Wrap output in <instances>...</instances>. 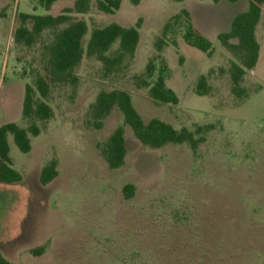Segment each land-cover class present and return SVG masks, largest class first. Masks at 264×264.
Returning <instances> with one entry per match:
<instances>
[{"label":"rangeland","instance_id":"rangeland-1","mask_svg":"<svg viewBox=\"0 0 264 264\" xmlns=\"http://www.w3.org/2000/svg\"><path fill=\"white\" fill-rule=\"evenodd\" d=\"M75 1L58 0L49 13L40 0L0 1V127H29L22 117L25 87L36 90V79L45 76L43 46L51 38L45 34L32 48L16 45L19 15L58 16ZM178 12L177 0L137 6L122 0L115 14H105L92 0L91 12L79 17L89 26L85 49L93 30L141 21L137 58L107 77L102 63L85 56L76 86L52 88L46 102L54 117L38 123L42 133L31 138V152L21 153L9 137L14 168L23 175L20 183L0 185V252L10 263L264 264V84L248 77L249 98H238L229 76L234 57L229 60L217 39L209 57L187 45L180 31L171 37L178 48L162 53L181 102L156 103L139 86L149 62L159 67L156 43ZM260 75L264 80V62ZM201 76L212 88L204 97L196 94ZM113 90L128 92L146 123L159 119L193 133L213 129L194 152L188 144L146 147L126 126L125 165L111 170L99 146L124 126L123 115L115 110L98 130L89 110L100 92ZM52 160L59 176L43 186L41 172ZM126 185L135 187L131 200L124 197Z\"/></svg>","mask_w":264,"mask_h":264},{"label":"trees","instance_id":"trees-1","mask_svg":"<svg viewBox=\"0 0 264 264\" xmlns=\"http://www.w3.org/2000/svg\"><path fill=\"white\" fill-rule=\"evenodd\" d=\"M57 1L40 0V4L46 12H49ZM130 1L136 6L141 2V0ZM220 1L213 0L214 3ZM227 1L236 3L238 0ZM121 3L122 0H97V8L105 14H115L120 9ZM263 6L264 0H249L248 11L234 19L231 32L219 36L222 47L235 60L231 62L229 74L233 83V93L239 98L246 94V91L241 88L246 72L253 70L258 63L260 46L255 34L262 16ZM91 10L92 0H76L72 8L65 9L58 16L25 13L19 15L20 26L14 33L16 45L32 48L41 42L45 34H49L51 40L43 46L45 76H39L36 79V90L30 85L25 87L22 117L29 122V127L24 129L15 123L4 124L0 127V185L17 184L23 181V175L14 168L9 137H13L15 145L21 153L29 154L31 152V138H37L42 133L38 123H47L54 117L53 109L46 102L52 88L59 85L76 86L78 78L75 76V71L85 56L102 63L107 77L119 72L128 61L135 60L140 43L141 21L131 28H124L116 23L104 28H97L92 31L85 49L84 43L89 26L79 17L89 14ZM0 17H5L1 9ZM180 31L187 45L208 56L214 54L213 43L195 30L188 11L182 10L173 15L164 25L162 37L156 43L158 52L156 60H159L160 65L157 67L153 61L149 62L145 78L140 81L139 85L140 88L149 89L151 99L159 104L176 106L180 103L176 93L167 86V81L172 73L162 55L167 46L178 48L176 39H171V37ZM232 40H236L237 44H232ZM115 46L117 49L112 53ZM180 61L183 62V59L181 58ZM211 91L207 77L201 76L196 86V94L204 97L208 96ZM36 92L39 93L40 98L36 97ZM115 110H119L123 115L124 126L117 128L105 144L99 146L101 155L111 170L121 169L125 165L127 157L126 126L146 147L162 149L168 145L188 144L194 152L205 142V137L201 135L213 129L212 126L198 127L193 133L188 129L177 131L173 126L159 119H152L146 123L134 107L131 95L119 90L99 93L95 102L90 106L91 123L96 129L101 130L104 121ZM58 176V161L52 160L43 168L40 183L43 186H48ZM123 194L126 200L133 199L135 187L126 185ZM34 253L41 255L42 249H37ZM0 264L12 263L0 252Z\"/></svg>","mask_w":264,"mask_h":264},{"label":"crops","instance_id":"crops-1","mask_svg":"<svg viewBox=\"0 0 264 264\" xmlns=\"http://www.w3.org/2000/svg\"><path fill=\"white\" fill-rule=\"evenodd\" d=\"M177 4L179 6V12L178 13H180L182 10L188 11L191 18H192L195 30L200 35L207 38L210 42H211V40L213 41L215 39L219 40V36L221 34L230 33L234 19L238 15L247 12L249 9V0H238L236 3H231L227 0H221L218 3H214L213 0H211V1L210 0H202V1H200V0L178 1L177 0ZM54 5H55V3H54ZM53 6L51 7L49 12H51ZM234 6H240V8L238 10L233 11L232 9L235 8ZM178 13H176V14H178ZM141 29L142 28H140V30H139L140 42H141ZM255 35H256V40L260 46L259 59H258V63L256 65V67L253 70L246 72L244 80L241 83V88L246 91V94L241 98V99L245 98L244 101L249 98L248 89L246 86V82H247L248 77H251V79L253 81H256L257 83L261 82L262 84H264V80L262 79V76L260 75V66L264 62V6H263V11H262V16H261L260 22L256 28V34ZM231 43L235 45V44H237V41L232 40ZM139 46H140V43H139ZM139 46H138V49L136 52L135 59L137 58ZM221 47H222V45H221ZM223 50L227 54L229 60L232 61L233 59L231 58V54L228 53L224 48H223ZM164 52H165V50H164ZM162 55L165 58V60L167 61L171 73L174 74V71L171 69L169 62L166 59L164 53H162ZM212 56H209V57H212ZM230 81H231V78H230ZM231 85H232V89H233L232 81H231ZM167 86H168V88H170L171 90L174 91V89H172L169 86V80L167 81ZM179 101L181 102L180 98H179Z\"/></svg>","mask_w":264,"mask_h":264}]
</instances>
